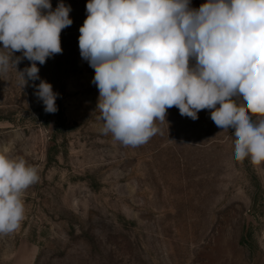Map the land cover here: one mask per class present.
I'll return each mask as SVG.
<instances>
[{
  "label": "rangeland",
  "instance_id": "1",
  "mask_svg": "<svg viewBox=\"0 0 264 264\" xmlns=\"http://www.w3.org/2000/svg\"><path fill=\"white\" fill-rule=\"evenodd\" d=\"M63 3L73 21L63 51L37 62L58 111L34 94L40 80L23 88L14 67L0 74V153L39 177L21 195L20 226L0 234V264H264V163L237 161L233 130L209 110L193 121L168 109L139 146L103 134L94 69L78 45L88 0Z\"/></svg>",
  "mask_w": 264,
  "mask_h": 264
},
{
  "label": "clouds",
  "instance_id": "2",
  "mask_svg": "<svg viewBox=\"0 0 264 264\" xmlns=\"http://www.w3.org/2000/svg\"><path fill=\"white\" fill-rule=\"evenodd\" d=\"M71 10L63 0L54 10L50 0H0V74L14 67L23 88L40 80L34 94L46 113L58 111L59 94L37 62L62 53ZM86 12L78 45L94 69L103 134L139 146L168 109L193 121L209 110L219 129L233 130L237 161L264 163V119H251L264 117V0H207L199 8L191 0H88ZM22 59L31 64L18 71ZM38 179L23 158L0 153V234L20 226L21 195Z\"/></svg>",
  "mask_w": 264,
  "mask_h": 264
}]
</instances>
